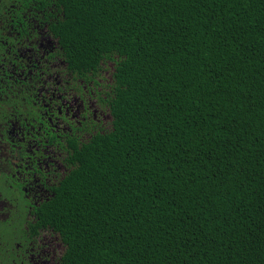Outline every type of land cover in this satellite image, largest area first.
<instances>
[{"label": "trees", "instance_id": "1", "mask_svg": "<svg viewBox=\"0 0 264 264\" xmlns=\"http://www.w3.org/2000/svg\"><path fill=\"white\" fill-rule=\"evenodd\" d=\"M34 3L73 66L113 62L110 128L40 207L60 264H264V0Z\"/></svg>", "mask_w": 264, "mask_h": 264}, {"label": "flooded vegetation", "instance_id": "2", "mask_svg": "<svg viewBox=\"0 0 264 264\" xmlns=\"http://www.w3.org/2000/svg\"><path fill=\"white\" fill-rule=\"evenodd\" d=\"M3 1L10 9L0 19L10 23L0 32V178L10 184L0 191V264H38L39 253L51 256L52 236L63 244L40 219V207L74 168L77 150L110 128L112 80L98 79L109 72L106 58L95 69L69 61L51 28L60 16L55 3L20 11L18 0ZM101 115L110 117L109 127Z\"/></svg>", "mask_w": 264, "mask_h": 264}, {"label": "rangeland", "instance_id": "3", "mask_svg": "<svg viewBox=\"0 0 264 264\" xmlns=\"http://www.w3.org/2000/svg\"><path fill=\"white\" fill-rule=\"evenodd\" d=\"M112 64L113 63L111 61H107L106 68L109 70V72L106 69H104L102 74L101 75L99 74V76H98L99 81L104 82V83L109 82V81L111 82L112 78L110 79V75H111V72L113 70ZM104 88L105 87H103V89ZM100 118L103 120V122L106 123L105 125H107V127H109V125H110V117L101 115ZM0 182H1L0 191L5 193V191H6L5 190L6 189V183L10 184V180L6 176L1 175ZM38 188L40 189L41 197L46 196V192L43 190L44 188L42 187L41 182L37 183V189ZM47 233H45V234H47ZM52 235L53 234L49 235V237H51ZM52 239L53 240H51L52 241V243H51V245H52L51 256L48 258V256L45 253H39L40 254L39 257L36 258V260L38 261V264H57L56 258L60 254H62V252L64 251L65 246L61 243L59 237L58 238H54L52 236ZM47 249H48V246H47ZM9 250H10V248L7 251L9 252ZM9 253L4 251L3 254L6 256ZM10 254L16 259V257L12 253H10ZM11 259L13 260L12 257H11ZM15 262L16 261H12L11 263L14 264Z\"/></svg>", "mask_w": 264, "mask_h": 264}]
</instances>
